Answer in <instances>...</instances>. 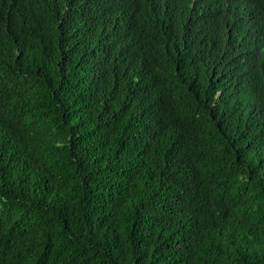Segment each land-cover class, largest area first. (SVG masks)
Instances as JSON below:
<instances>
[{
  "label": "trees",
  "instance_id": "obj_1",
  "mask_svg": "<svg viewBox=\"0 0 264 264\" xmlns=\"http://www.w3.org/2000/svg\"><path fill=\"white\" fill-rule=\"evenodd\" d=\"M0 264H264V0H0Z\"/></svg>",
  "mask_w": 264,
  "mask_h": 264
}]
</instances>
